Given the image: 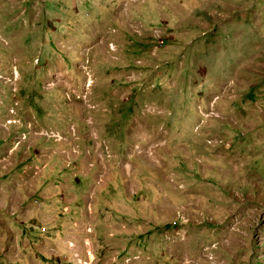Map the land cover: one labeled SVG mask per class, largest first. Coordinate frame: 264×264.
<instances>
[{
  "label": "rangeland",
  "instance_id": "rangeland-1",
  "mask_svg": "<svg viewBox=\"0 0 264 264\" xmlns=\"http://www.w3.org/2000/svg\"><path fill=\"white\" fill-rule=\"evenodd\" d=\"M0 264H264V0H0Z\"/></svg>",
  "mask_w": 264,
  "mask_h": 264
}]
</instances>
